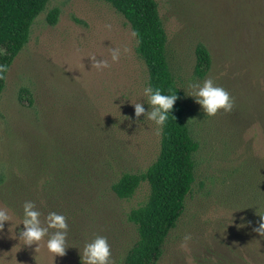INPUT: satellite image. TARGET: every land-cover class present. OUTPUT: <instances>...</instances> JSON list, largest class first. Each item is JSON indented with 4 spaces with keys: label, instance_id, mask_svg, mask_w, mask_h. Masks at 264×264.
I'll list each match as a JSON object with an SVG mask.
<instances>
[{
    "label": "rangeland",
    "instance_id": "obj_1",
    "mask_svg": "<svg viewBox=\"0 0 264 264\" xmlns=\"http://www.w3.org/2000/svg\"><path fill=\"white\" fill-rule=\"evenodd\" d=\"M154 1L183 118L199 143L191 191L157 264H264V234L254 231L264 214V115L257 114L264 42L257 31L253 36L264 0ZM52 9L57 16L50 25ZM131 33L119 13L95 0H49L33 20L0 94V207L11 216L0 228V264H81L79 249L98 235L107 239L111 264L122 263L136 238L127 214L146 200L149 188L143 182L121 200L110 184L122 172H144L158 155L160 137L153 122L134 117L128 102H143L147 83ZM198 44L211 57L203 79L227 90L229 112L209 117L187 96L185 82L203 80L193 75ZM114 47L121 49L117 62L109 59ZM93 56L109 59L110 66L97 70ZM21 88L30 93V106L18 101ZM56 184L68 188L62 202L53 195ZM9 200L32 201L41 219L49 211L65 216L64 256L52 261L44 241L35 250L16 238L22 225Z\"/></svg>",
    "mask_w": 264,
    "mask_h": 264
},
{
    "label": "trees",
    "instance_id": "obj_2",
    "mask_svg": "<svg viewBox=\"0 0 264 264\" xmlns=\"http://www.w3.org/2000/svg\"><path fill=\"white\" fill-rule=\"evenodd\" d=\"M109 4L136 32L135 53L143 62L147 72V83L171 88L177 100L164 127L160 130L159 152L154 162L141 173L122 172L110 184V192L118 199L131 198L141 183H146L149 193L146 200L127 214L136 238L127 249L121 264H157L170 232L181 217L186 196L190 193L195 178L194 155L199 143L193 138L183 118L182 93L170 72L166 60V34L154 0H95ZM49 0H0V94L5 87L6 74L14 58L28 40L33 20L43 11ZM57 9L47 13L48 24H55ZM260 24V25H259ZM253 36L261 35L264 42V14L254 26ZM258 37V36H257ZM259 39V38H258ZM261 51L259 54L260 57ZM256 55V56H257ZM258 60V59H257ZM256 60V61H257ZM211 57L205 46L194 48L193 75L203 79L210 70ZM18 101L30 106L28 90L21 88ZM257 114L264 115V97ZM246 115V114H245ZM15 181H9V184ZM61 183V182H60ZM11 192L17 189L9 185ZM12 189V190H11ZM51 189L49 186L47 192ZM53 195L62 202L60 193L67 187L52 186ZM72 190H75L72 186ZM15 200V199H14ZM9 200V207L21 213V203ZM57 201V202H58ZM52 204V202H51Z\"/></svg>",
    "mask_w": 264,
    "mask_h": 264
},
{
    "label": "clouds",
    "instance_id": "obj_3",
    "mask_svg": "<svg viewBox=\"0 0 264 264\" xmlns=\"http://www.w3.org/2000/svg\"><path fill=\"white\" fill-rule=\"evenodd\" d=\"M105 27L110 29L111 25H105ZM131 35L136 37L137 33L133 31ZM123 51L126 52L127 48ZM120 55V48L114 47L109 51L111 62H117ZM109 59L97 60L95 56L90 57L91 65L97 70L108 68ZM184 89L187 91V96L192 97L204 115L209 117L215 116L221 110L229 112L233 108V98L226 89L215 84L211 78H205L202 81L190 79L185 82ZM175 93L171 88L162 91L160 87H153L150 83H146L142 89L145 100L143 102L128 100V102L134 109V117L139 118L143 115L144 119L155 124L156 131L159 132L171 116L170 113L177 100ZM144 104L149 106L147 111ZM260 217L262 222L254 231L262 235L264 234V214ZM10 219L9 210L0 207V228H3L6 223L9 224ZM19 225H22V228H16V238L24 246L35 245V250H38L40 242L44 241L47 252L52 255V261L54 257L64 256L67 248L68 225L63 214L49 211L41 219V212L36 205L26 200L21 205ZM79 256L81 264H111L110 248L106 237L98 235L86 241L79 249Z\"/></svg>",
    "mask_w": 264,
    "mask_h": 264
}]
</instances>
